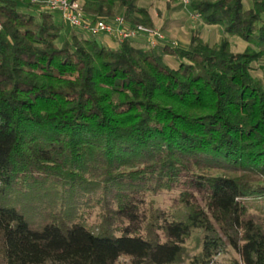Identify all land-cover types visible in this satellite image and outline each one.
Wrapping results in <instances>:
<instances>
[{
  "label": "trees",
  "instance_id": "1",
  "mask_svg": "<svg viewBox=\"0 0 264 264\" xmlns=\"http://www.w3.org/2000/svg\"><path fill=\"white\" fill-rule=\"evenodd\" d=\"M78 1L91 21L152 28L136 0ZM243 1L189 0L222 28L216 45L192 33L185 49H110L73 27L59 44V14L0 0V264H177L195 233L190 264L226 246L230 264H264L247 202L264 194V86L251 75L264 0ZM162 191H179L170 211L146 203Z\"/></svg>",
  "mask_w": 264,
  "mask_h": 264
},
{
  "label": "crops",
  "instance_id": "2",
  "mask_svg": "<svg viewBox=\"0 0 264 264\" xmlns=\"http://www.w3.org/2000/svg\"><path fill=\"white\" fill-rule=\"evenodd\" d=\"M245 8L249 7V0H244ZM138 8L145 9L151 20V27L162 32L164 39L160 46L174 45L177 48L188 47L192 33H195L204 43L209 46L216 45L223 37V30L220 26H209L204 24L197 15L190 11L187 5H178L173 0H136ZM99 44L110 49L118 47V41L113 37L98 35L95 37ZM230 47L236 43L245 45L241 39L232 37L229 40ZM138 48L148 47L147 38L139 36L133 41ZM235 53V52H233ZM165 63L172 69H176L178 63L171 57H164Z\"/></svg>",
  "mask_w": 264,
  "mask_h": 264
},
{
  "label": "rangeland",
  "instance_id": "3",
  "mask_svg": "<svg viewBox=\"0 0 264 264\" xmlns=\"http://www.w3.org/2000/svg\"><path fill=\"white\" fill-rule=\"evenodd\" d=\"M173 1L174 3H177L179 6L185 5L176 0H173ZM17 10L21 13L34 16L36 17L37 20H39L38 10L43 11L40 9V7L36 8L37 11H35V9L33 8H26L25 4H18ZM53 17H54V20H56L58 24L61 26V37L59 39V44H60L62 41L65 40L66 35L71 31V26L67 22L62 21L56 14ZM115 17H118V15ZM153 30H155L156 33L158 32L162 40L164 39V35L162 34L161 31L157 29H153ZM148 40L149 39H147V41ZM247 46L248 45L246 43L245 45L242 46L241 43L235 42V46H231L230 50L232 52H235V54H239V53H243L246 50ZM251 75L255 79H258L259 81H261L262 85L264 86V56L261 57L258 61L252 63ZM256 195H257V199L247 200V202H249L248 215L255 222H257V224L261 226V228L264 231V194L263 195L256 194ZM178 198H179V191H171V192L162 191L159 194H156L153 196L152 195L147 196L146 203L147 204L151 203L154 207L164 209L165 211H170L173 208L174 201H176ZM196 200H197V203L200 204L199 197H196ZM98 213H99L98 208H88L87 215H85L84 218H86V222L89 226L98 225L99 223ZM197 234L198 233H195L189 240H187L185 246H186V252H188V255L187 256L185 255L182 258V261L178 262L177 264H190L191 254L198 251L196 248ZM235 260H238V256L234 253V251H232L229 247L226 246L214 257L211 264H230ZM119 264H129V259L126 257H122L119 259Z\"/></svg>",
  "mask_w": 264,
  "mask_h": 264
},
{
  "label": "built area",
  "instance_id": "4",
  "mask_svg": "<svg viewBox=\"0 0 264 264\" xmlns=\"http://www.w3.org/2000/svg\"><path fill=\"white\" fill-rule=\"evenodd\" d=\"M20 4L37 5L43 11L59 14L62 21L67 22L71 27L81 30L90 35L100 33L114 37L118 42L134 40L144 36L151 47H155L162 38L155 30L143 26L128 27L121 17H114L109 20L91 21L85 18L81 9L82 4L78 0H12ZM188 4L189 0H176Z\"/></svg>",
  "mask_w": 264,
  "mask_h": 264
}]
</instances>
